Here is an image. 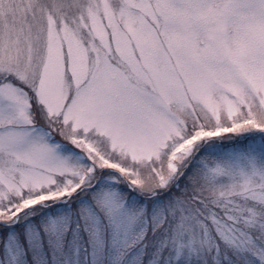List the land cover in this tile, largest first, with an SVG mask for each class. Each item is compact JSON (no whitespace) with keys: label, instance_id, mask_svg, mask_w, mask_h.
<instances>
[{"label":"snow or ice","instance_id":"1","mask_svg":"<svg viewBox=\"0 0 264 264\" xmlns=\"http://www.w3.org/2000/svg\"><path fill=\"white\" fill-rule=\"evenodd\" d=\"M0 264H264V0H0Z\"/></svg>","mask_w":264,"mask_h":264}]
</instances>
